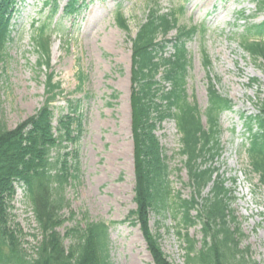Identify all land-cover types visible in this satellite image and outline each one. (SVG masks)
Listing matches in <instances>:
<instances>
[{"label":"rangeland","instance_id":"rangeland-1","mask_svg":"<svg viewBox=\"0 0 264 264\" xmlns=\"http://www.w3.org/2000/svg\"><path fill=\"white\" fill-rule=\"evenodd\" d=\"M44 0H24L14 18L12 39L0 63V118L6 128L32 115L41 105L47 74L60 83L61 94L52 103V125L58 117L81 115L83 132L67 150L78 151L76 175L64 185L65 220L57 231L65 237L76 223L108 225L109 264H153L136 218L126 220L133 202L135 146L131 81V44L138 25L150 10L156 13L177 11L178 26H199L187 41L191 59L187 76V94L203 112L207 104L206 88L212 80L218 91L232 101V109L220 117L219 153L207 161L215 168L229 190V208L241 233L240 247L259 263L264 261V196L257 175L250 171L244 148L247 145L244 118L256 112L258 97L264 96V75L258 61L240 49L243 26L264 20V10L254 0H92L77 18L52 17ZM65 0H61L60 6ZM119 4L128 26V34L117 25L114 10ZM201 26V27H200ZM48 39V65L35 43L39 29ZM175 29L167 34L174 37ZM210 65L202 60V51ZM168 47L166 53H170ZM39 61L40 64L38 63ZM160 76V75H159ZM256 79L261 86H251ZM113 95L115 97H113ZM204 121V117H202ZM156 136L169 167L172 196L165 210H153L146 216L147 227L160 244L171 264H184L183 233L175 215V195L191 197L183 157L178 153L179 136L173 121L156 126ZM180 169V170H177ZM73 172V171H72ZM17 187L9 222L17 231L23 249L33 255L39 231L24 195ZM209 192L207 186L198 204ZM199 207V206H198ZM192 215L195 214L193 210ZM133 222V223H131ZM178 231L181 235L178 234ZM190 238L200 243V224L187 228Z\"/></svg>","mask_w":264,"mask_h":264},{"label":"trees","instance_id":"trees-1","mask_svg":"<svg viewBox=\"0 0 264 264\" xmlns=\"http://www.w3.org/2000/svg\"><path fill=\"white\" fill-rule=\"evenodd\" d=\"M91 1L65 0L59 7L61 0H44L43 6L51 9L52 17L60 11L61 18L75 19ZM23 2L0 0V63L12 39L13 20ZM254 3H260L258 8L264 10V0H254ZM119 9L117 4L115 21L129 36ZM183 12L184 5L177 11L162 14L150 10L134 37L128 39L133 86L135 208L128 212L126 220L139 221L153 264H171L147 227L146 216L153 210H165L172 196L169 167L155 133L157 125L172 120L179 135L178 153L183 157L182 166L191 192L189 199H181L178 193L174 197V219L177 215V224L185 230L182 235L184 264H264V261L250 259L248 250L240 247L241 233L229 208V190L217 170L206 164L219 153L220 116L232 108V101L217 90L212 80L207 84V104L203 112L189 99L186 85L191 59L186 44L203 29L179 27L178 16ZM172 29L176 33L168 39L167 34ZM242 31L240 49L259 62L264 75V20L247 22ZM43 32L41 27L35 43L44 57V65H48V39L42 37ZM168 47L171 52L167 54ZM202 53L203 63L208 67L210 59L204 50ZM250 84L261 85L256 79ZM59 93L60 83L53 81V74L49 73L44 84L45 98L32 115L10 129L0 118V264H109L108 225L104 222H90L84 217L83 225L76 223L67 228L65 237L70 239L67 246L57 231L65 222L61 218L64 203L68 205L63 188L76 176L74 171L79 163L78 151L66 148L76 143L83 132L81 115L72 119L66 114L70 118L67 120L61 115L57 126L52 125V103ZM246 120L247 165L257 175L264 196V97H258L256 112ZM207 186L209 192L198 204V197ZM17 187L24 190L39 231L40 239L33 255L22 248L17 231L9 222ZM196 223L200 224L202 233L198 246V240L187 233V228ZM178 234L181 235L179 231Z\"/></svg>","mask_w":264,"mask_h":264}]
</instances>
